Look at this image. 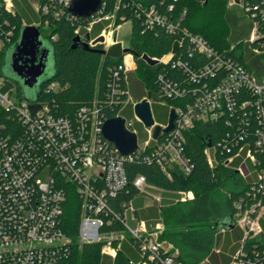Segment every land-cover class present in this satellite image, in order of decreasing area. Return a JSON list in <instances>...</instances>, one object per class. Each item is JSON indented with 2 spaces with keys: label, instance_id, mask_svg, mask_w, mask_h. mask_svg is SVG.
I'll list each match as a JSON object with an SVG mask.
<instances>
[{
  "label": "built area",
  "instance_id": "1",
  "mask_svg": "<svg viewBox=\"0 0 264 264\" xmlns=\"http://www.w3.org/2000/svg\"><path fill=\"white\" fill-rule=\"evenodd\" d=\"M29 1L40 21L27 22L21 17L20 25L13 18L22 15ZM110 1L102 0L97 12L83 18L70 12L72 0H0V50L13 42L23 25L48 29L51 20L61 19L84 20L77 23L76 35L90 34L91 47L100 44L94 40L103 36L101 45L107 49L122 44L117 40L116 27L127 21L128 13L133 14L141 20L144 32L162 31L173 37L167 53L151 56L143 52L140 57L148 54L157 60L151 66H165L156 76L158 91L144 98L149 103L155 97L172 105L174 127L154 138L155 126L161 124L146 125L147 138L141 144L133 123L125 119L127 129L137 134L138 143L137 150L125 156L104 136L102 125L109 117L97 101L80 106L73 115H64L56 99L46 97L60 89L57 81L47 82L41 96L30 101L18 97L7 83L13 82L0 74V117H5L0 121V264H61L70 257L74 245L84 243H102L101 254L115 258L125 234L139 255V260L130 259V264H185L177 259L173 245L161 238V221L140 218L132 200L118 203L115 198L128 184L126 162L146 149L145 161L157 163L169 176L171 165L190 174L194 164L185 152L186 131L198 123L220 119L226 120L229 130L223 139L206 147L210 166H230L239 158L236 169L242 165L248 175L250 167L254 171L246 201L243 197L235 204L233 218L243 235L230 264H264V250L263 256L250 255L245 247L252 237L260 236L264 242L260 223L264 213V76L257 77L229 52L189 30L184 24L187 10H175L171 1L113 0L108 8ZM244 9L254 26L248 41H254L260 37L259 24L264 23V0L244 3ZM95 26L101 28L92 35ZM122 60L113 67L109 82L112 109L125 92L118 83L121 74L129 84V73L137 68L135 54L129 49H123ZM118 112L115 116H121ZM167 126L161 125L162 129ZM45 169L48 178L43 181L39 175ZM134 184L139 194L161 199L150 191L154 186L144 175H137ZM180 194L182 201L193 197L191 191ZM70 195L76 198L74 207L80 212L76 236L66 230ZM110 225H122L123 229Z\"/></svg>",
  "mask_w": 264,
  "mask_h": 264
},
{
  "label": "trees",
  "instance_id": "2",
  "mask_svg": "<svg viewBox=\"0 0 264 264\" xmlns=\"http://www.w3.org/2000/svg\"><path fill=\"white\" fill-rule=\"evenodd\" d=\"M157 2L158 0H152ZM171 1L175 5V10H187V16L184 24L189 30L204 36L217 49L225 50L239 62L250 66L247 62L244 51L248 45L251 48L264 45V23L258 26L260 37L254 41H240L231 49L229 41L230 36V16L226 9L225 0H165ZM244 3H254L257 0H243ZM151 2V0H148ZM113 0L110 1L108 8H111ZM127 19H131L133 30V46L129 50L135 54L137 64L136 72L139 80L147 93L155 94L158 91L156 76L165 66H151L147 64L140 54L143 52L151 56H161L167 53L173 44V37L160 31H143L141 20L133 14H129ZM22 15L13 18L21 23ZM41 18V17H40ZM83 23L84 20L71 22L69 20H51L50 27L42 34L54 46L55 53V74L49 80L41 85V89L47 82L57 81L60 89L46 97H54L58 102L60 112L64 115H73L82 105L92 104L94 101L102 106L107 117H113L122 106V102L129 97L133 90L132 86L126 83L121 74L118 80L120 87L125 91L117 103H114L113 109L108 103L110 92V80L112 69L123 62L122 54L113 55L103 45L98 44L94 49H87L79 45L73 48V40L76 36L75 29L77 23ZM121 23V22H119ZM21 25V24H20ZM21 27V26H20ZM101 26H95L93 32L97 35ZM19 32V31H18ZM13 38V42L18 38V33ZM92 32V33H93ZM12 42V43H13ZM10 44L0 50V74L5 60V50ZM247 46V47H246ZM110 46L109 48H113ZM101 50H106V53ZM173 70H170L172 73ZM174 74H177L174 71ZM146 94L138 92V100ZM171 102V101H170ZM4 115L1 114L0 121H3ZM229 130L226 120L220 119L217 122H202L195 125L194 128L187 130L185 152L194 164L190 174H185L176 165L168 168L170 176L155 162L145 161V154L148 151L137 152L133 160L126 162V172L128 175V184L115 198L116 202L132 200L139 202V190L134 184L137 175L142 174L146 177L150 185L174 193L180 198V192L192 191L194 196L185 201L173 200L165 202L160 208H150V212L141 210L139 216L153 219L155 223L161 220L165 228L161 238L171 242L178 249L177 259L185 264H230L231 255L226 253L229 246V239L223 244L222 251L216 252L215 249L220 245L223 239L222 231L218 230L217 222L228 215H234L236 202L245 197L250 189L253 177L239 179L236 177V169L231 170L224 164H215L210 166L205 149L208 146L216 144L227 134ZM210 143V144H209ZM152 145L149 147V149ZM226 157V156H223ZM220 157V162H223ZM241 159L236 158L233 162L237 167ZM225 171L226 173L219 171ZM233 177V187L228 192L221 193V186L225 177ZM254 199L249 200L252 203ZM76 198L70 195V204L66 206V227L67 231L75 235L78 232L80 212L75 208ZM122 204V203H121ZM136 205V204H135ZM152 209V210H151ZM138 214V212H137ZM150 217V218H149ZM264 226V225H263ZM117 229H123L122 225H110ZM229 236V234L227 233ZM243 233L237 232L238 239ZM227 236V237H228ZM128 241L124 240L117 256L112 259L111 256L101 254L102 243H84L81 246H73L70 257L61 264H130L132 255L128 248ZM246 250L250 255L260 254L263 256L264 242L260 236L252 237L246 240ZM232 249L230 253H234Z\"/></svg>",
  "mask_w": 264,
  "mask_h": 264
},
{
  "label": "water",
  "instance_id": "3",
  "mask_svg": "<svg viewBox=\"0 0 264 264\" xmlns=\"http://www.w3.org/2000/svg\"><path fill=\"white\" fill-rule=\"evenodd\" d=\"M240 1L235 0L237 3ZM101 4L102 0H72L69 10L77 17L88 18L100 9ZM90 38V34L84 37L76 35L72 47L76 48L81 45L87 49H94L88 44ZM103 40V36H98L94 43L102 44ZM8 48H11L10 57L7 56ZM101 51L106 53V50ZM143 59L150 65L157 63V60L151 58L148 54H144ZM55 67L54 46L49 39L43 36L39 26L29 24L21 27L16 41L6 48L2 73L5 72V68L6 77L14 80L22 92L25 91L24 88L34 90V93L24 95L26 100L33 101L41 96V85L54 76ZM50 69L53 70L48 73ZM135 111L145 125L150 127L154 124L155 121L147 98L135 104ZM175 118V110L172 108L168 126L162 129L161 125H156L154 138H159L162 131L164 133L170 131L174 127ZM102 132L122 155H132L137 150V134L127 129L125 117L113 116L106 119L102 125ZM235 225L236 222L231 214L217 222L219 231L234 228Z\"/></svg>",
  "mask_w": 264,
  "mask_h": 264
},
{
  "label": "rangeland",
  "instance_id": "4",
  "mask_svg": "<svg viewBox=\"0 0 264 264\" xmlns=\"http://www.w3.org/2000/svg\"><path fill=\"white\" fill-rule=\"evenodd\" d=\"M230 2H234L233 3L234 5L229 6L228 8ZM225 3H226V9L228 10V14L231 18L230 20L231 32H230V36L228 37L230 43L234 45L240 41L248 42L249 38L253 34L254 26L252 24V20L247 16V13L245 12L243 1L241 0L239 3H237L233 0H225ZM31 5L32 4H30V1L26 2V6H24L23 9L21 10V14L27 22L37 23L40 21V16L32 8ZM42 30L43 32H45L46 28L42 27ZM116 30H117V40L122 44L114 45L113 48H107V49L113 55H121L123 53V49H130L133 46L132 22L130 20L127 21L124 20L116 27ZM94 34L95 32L92 33V35ZM10 55H11V48H8L7 56L10 57ZM244 56L247 62L250 64L249 67L251 71L257 77L259 78L263 77L264 76V45L262 44L261 46H259L258 52L254 51L253 48H251V46L248 45L247 49L244 51ZM52 70L53 69H50L48 73H51ZM4 71L6 72L5 68ZM5 72H3V76L6 77ZM138 77L139 75L136 72V67H135V69L129 73V83L132 86L133 90L130 92L128 100L124 103V105L118 112V115L125 117L127 122L133 123L132 129L137 132L139 143L143 144L144 140L147 138V134H146L147 128L145 123L138 118V115L135 111V103L138 101V97H137L138 92L142 91L143 94L147 95L148 91H146V89L143 87ZM6 78L9 79L8 77ZM12 82L13 83L7 81L8 85H11L13 87L14 93L18 97L25 99L24 95L34 93V90L28 88H24L25 91L22 92L20 90V87L17 85V83L14 80H12ZM150 107L155 123L166 125L168 123L172 105H170L166 101H162L159 99H155V97H152V100L150 102ZM230 166H234V164H231ZM230 166L227 167H229V169L231 170L236 169L235 167L231 168ZM219 172H223V174L226 173L225 171H221V170ZM235 175L239 179H244L246 176H248V169H246L244 166L241 165L238 169H236ZM39 178L43 181H46L48 178V170L45 169V171H42L41 174L39 175ZM223 180L224 181L221 186L220 192L226 194V192H228V190L232 189L233 187V177L232 176H230V178L225 177ZM142 194H147V196L153 198L152 195L149 193H141V195ZM132 222L134 221L130 219L131 224H133ZM164 228L165 225L162 228V230H164ZM124 240H126V234ZM178 252L179 251H176L177 254ZM216 252H219V250H216Z\"/></svg>",
  "mask_w": 264,
  "mask_h": 264
},
{
  "label": "crops",
  "instance_id": "5",
  "mask_svg": "<svg viewBox=\"0 0 264 264\" xmlns=\"http://www.w3.org/2000/svg\"><path fill=\"white\" fill-rule=\"evenodd\" d=\"M234 1V0H233ZM234 2H230V5H228V8L229 6H232L234 5L233 4ZM249 171H251V174H249L248 176L246 177H254V171H253V168L250 167L249 168ZM245 177V178H246ZM150 191L154 194V195H157L159 196L161 199L160 200H157L153 197V198H150L149 196H147V194H139L138 198H140L139 202H136L135 201L133 202L135 207L138 209V216H139V212L141 210H144V211H147V212H150V208H153V207H158L160 208L162 204H164L165 202H170V201H173V200H177V196L174 195V193L172 192H169L167 190H164V189H160L158 187H153V188H149ZM192 192V191H191ZM192 195L194 196L193 192H192ZM180 197H181V194H180ZM193 198V197H191ZM190 198V199H191ZM152 210V209H151ZM140 218H143L141 217V215L139 216ZM150 218V217H149ZM143 219H147L149 222H152L153 221H150V220H153V219H148V218H143ZM159 221V220H158ZM157 222V221H156ZM162 222V221H161ZM133 224H135L134 222H132ZM163 223V222H162ZM260 223L263 227V232H264V213L262 214V216L260 217ZM164 224V223H163ZM222 233H223V239H222V242L220 243V245L215 249L216 250H219L222 251V248H223V244L225 243V241H227V239H229V246H228V249L227 251H225L226 253H229L231 255V258H232V255L234 253H230L232 249H235L234 252L237 250V248L239 247L240 245V238L238 239V236H237V232H242V229L239 227V226H234V228H231V229H222L221 230ZM227 233L229 234V236L227 235ZM228 236V237H227ZM124 241V240H123ZM126 241H128V248L130 250V253H131V257L132 259L134 260H139V255L135 249V247L132 245V243L128 240V238L126 239ZM169 242V241H168ZM123 243V242H122ZM171 243V242H170ZM172 244V243H171ZM173 245V244H172ZM174 247V245H173ZM172 251H178V249H176L175 247L172 249Z\"/></svg>",
  "mask_w": 264,
  "mask_h": 264
},
{
  "label": "flooded vegetation",
  "instance_id": "6",
  "mask_svg": "<svg viewBox=\"0 0 264 264\" xmlns=\"http://www.w3.org/2000/svg\"><path fill=\"white\" fill-rule=\"evenodd\" d=\"M10 80V79H9ZM10 81H12V80H10Z\"/></svg>",
  "mask_w": 264,
  "mask_h": 264
}]
</instances>
